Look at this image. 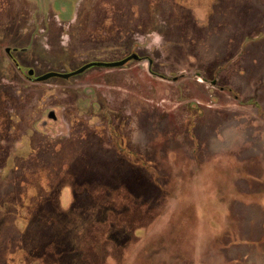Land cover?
Masks as SVG:
<instances>
[{"label": "rangeland", "instance_id": "374dc122", "mask_svg": "<svg viewBox=\"0 0 264 264\" xmlns=\"http://www.w3.org/2000/svg\"><path fill=\"white\" fill-rule=\"evenodd\" d=\"M38 1L63 23L75 14L74 0ZM32 2L0 0V160L16 158L0 168V264H58L44 220L26 221L37 193L27 183L46 193L52 167L93 206L100 195L87 190L116 184L105 203L121 221L102 251L109 264H264V0H83L79 35L56 24L50 51L34 43L24 66L69 73L135 49L164 78L143 60L43 83L27 82L5 51L47 28ZM51 109L58 123L37 131ZM70 201L65 187L62 209ZM86 254L64 263L89 264Z\"/></svg>", "mask_w": 264, "mask_h": 264}, {"label": "trees", "instance_id": "16d2710c", "mask_svg": "<svg viewBox=\"0 0 264 264\" xmlns=\"http://www.w3.org/2000/svg\"><path fill=\"white\" fill-rule=\"evenodd\" d=\"M152 10L155 12L153 8ZM39 168H41L42 170L44 169V167ZM52 168H47L49 174V188L46 193H44V191L39 189L36 185L27 183L30 187L34 186L37 193L36 199L33 203L35 205L33 206V209L29 210L26 221L28 222L29 219H32V222L35 221L36 224H41L44 220L45 226L50 229L49 231L45 229L46 232L49 233V236L52 235L56 240L53 247L51 248V250L53 251L48 255L55 256L58 264H65V258H77L78 256L74 255L77 249H81L84 251V253H87L86 258L83 260H86V263L109 264L108 258H110V256L108 255V251H106L107 253L102 251H105L106 243L108 241H112L109 238L110 234L114 233L115 230H117V227L119 228V226L116 227L115 225H119L121 221L116 217L113 211L105 205V203L109 199L110 186H116V184L113 183L112 185H110L108 183L99 181L100 183L98 184L96 189L97 192H94L92 188H90V191L87 190L86 195L88 196L90 194L93 195L96 193L100 195V202L97 206H93L90 205V203H92L93 201V197L84 198L85 193L81 195V193H79V191L75 189L77 187L75 183L64 182V184L60 185L58 183L60 180L58 175H60V173H55L54 170H51ZM35 169L32 173L29 174L30 176L35 173ZM42 170H40L39 173L42 172ZM66 174L72 177V179L74 178V175L70 170L67 171ZM42 175H45V172L44 174L42 173ZM70 184H72V186ZM38 185L39 187H41L40 184ZM61 186H63V188H70L71 192L70 205L66 210L62 209L60 205V195L61 190H63V188L61 189ZM114 191V193H116V195L119 196L120 199H124L125 195L129 196L130 194V192L128 191L125 193H120L116 190ZM117 196L116 200L119 203L124 201L120 200ZM21 205L22 203L19 204V206ZM109 220L113 221V223H109ZM133 221H136V219H133ZM3 222L4 221H0V223ZM72 237L73 243L71 245L73 247L68 253H64V251L61 252V249L59 248L64 247L65 242L70 240ZM82 241L84 242V244L82 243ZM55 264H57V262Z\"/></svg>", "mask_w": 264, "mask_h": 264}, {"label": "water", "instance_id": "95a60500", "mask_svg": "<svg viewBox=\"0 0 264 264\" xmlns=\"http://www.w3.org/2000/svg\"><path fill=\"white\" fill-rule=\"evenodd\" d=\"M29 1H35V0H29ZM82 1L83 0H74L73 1L72 4L75 7V10H74L75 14L72 17V20L70 22H64V23L62 22V20H60L58 18V14L56 12H54L51 4H50V6L49 5L48 6H44V7H42L40 9L39 8V4H41V3H39L38 0H36L37 6H36L35 2H32V3L35 4V7L34 8L32 7L31 11H32V14L34 13L35 18H38V17L41 18L42 16H44V14L47 17H49L48 25L46 26L47 28L45 30L39 31L40 32V36H38V38H33V36H32V38L30 39V42L24 43L23 45H21L22 47L21 46H17V47H13V48L6 47L5 51L8 54L9 59L11 58L10 54H11L12 51L13 52L14 51H18V53L21 54V56H22V54L25 55V54H27L25 52H27L28 50L30 51L31 46L34 43L37 44L38 42H40L41 45L44 44L46 49H48L47 51H50L48 47H49L50 44H52V42L50 41L49 34H50V32L56 31V24H58L59 27H60V32H59L60 34L65 35L67 33H73L74 36L77 37L79 35V33H78L79 31L76 30V32H74V31L71 30V27L76 26L75 28L80 29L78 24H80V21H81L80 19H81L82 15H80L81 10H79V9L76 10V8ZM32 3H30V4L32 5ZM68 7H70V5ZM50 15H52V17ZM75 23H77V24L75 25ZM63 30H65V32H62ZM0 35H1V32H0ZM47 39L51 43H48ZM28 43H30V45L27 46ZM61 46H63V45H61ZM64 47H68V46H64ZM69 47L72 48L71 46H69ZM59 48H60V44H59ZM59 48H57L56 51L59 50ZM10 60L12 62V65L11 64L10 65L12 67H15L17 72L22 74L23 76L22 75L21 76L24 77L27 82L29 80L30 82H33V83L47 82L48 80H50L52 78H59V79H62L64 81H69L72 76L84 73L86 70H88L89 68L94 67V66H100V67H105V68H119V67H124L125 65H127L131 61L140 62V61H143V60L144 61L145 60L148 61V72L149 73L164 78L163 76L158 75L154 71H152V62H153V60L150 57L140 56L135 51V49L131 50V52L127 56H125L124 58H122L120 60L112 61V62H101V61L87 62V63L83 64L80 68H78V69H76V70H74L72 72H69V73H60V72L49 71V72H44V73H40L39 74L36 69H34L32 67L23 66L16 59H13V60L10 59ZM202 78L204 80H206L204 77L201 76V79ZM211 83L213 85H215V80L211 81ZM57 119H58V115H57L56 111L54 109H51V110L47 111L45 119H43L40 122L36 123V125H35L36 128L35 129L37 131L39 129H41L42 131L45 132L47 130L46 129L47 122L48 121H51V122L53 121L54 124H56L57 123L56 122ZM10 125L11 126H9V130H11V128H12V130L14 128L17 129V126L14 125L13 123H11ZM35 129H34V131H35ZM4 131H6V130L5 129L3 130V133H2L3 135L0 138V140H2L3 138L6 137L5 134H4ZM27 136L28 135H26V134L21 135L22 138L27 137ZM27 138H29V136ZM16 144H19V141H17ZM0 150H1V146H0ZM22 150H24L22 147H17L15 152H18V153H21V154L28 153L26 150H24V151H22ZM12 153H13L12 151L11 152H7V154H6L7 155V159L5 160V162L3 161V158L0 160V168L2 167V170H3V168H5L7 161L11 157L13 158V163H12V166L9 169V171L12 170V169H15V167H16V158L14 156H11Z\"/></svg>", "mask_w": 264, "mask_h": 264}, {"label": "flooded vegetation", "instance_id": "af4514ba", "mask_svg": "<svg viewBox=\"0 0 264 264\" xmlns=\"http://www.w3.org/2000/svg\"><path fill=\"white\" fill-rule=\"evenodd\" d=\"M16 53L18 54V51H14V52L12 51L11 54H10V55H11V58H10V59H12V60H13V59H16V60H18V62H20V64H22V65L24 66V64H23V61H24V58H25L24 55H23V54H22V56L19 55V54L17 55ZM10 59L8 58V61H9L10 64H12V62H11ZM14 68H15V67H14ZM82 105H83V104H82ZM57 120H58V119H57ZM57 123H58V122H57ZM54 125L56 126V124H54L53 121H52V122H51V121H48L47 124H46V129L51 131V130L54 129V128H53Z\"/></svg>", "mask_w": 264, "mask_h": 264}, {"label": "crops", "instance_id": "0c3cea01", "mask_svg": "<svg viewBox=\"0 0 264 264\" xmlns=\"http://www.w3.org/2000/svg\"><path fill=\"white\" fill-rule=\"evenodd\" d=\"M104 96H105L106 102H107L108 100L112 99V94H110L109 92H107V95L105 94ZM117 96H118V95H116V97H117ZM124 96L128 97L126 94H124ZM109 98H110V99H109ZM122 98H123V97H122ZM121 103H122V101H121Z\"/></svg>", "mask_w": 264, "mask_h": 264}]
</instances>
